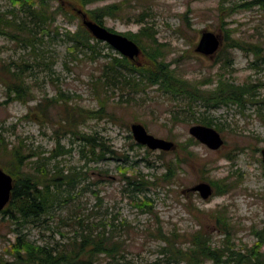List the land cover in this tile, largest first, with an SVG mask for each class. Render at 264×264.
Here are the masks:
<instances>
[{"label": "rangeland", "instance_id": "obj_1", "mask_svg": "<svg viewBox=\"0 0 264 264\" xmlns=\"http://www.w3.org/2000/svg\"><path fill=\"white\" fill-rule=\"evenodd\" d=\"M253 1L98 0L82 6L75 0H50L72 14L71 21L58 16L53 24L34 25L28 5L13 6L9 0H0V10H13L17 23L32 29L37 38L31 41L35 48L31 51L26 34L20 32L16 41L0 36V168L11 170L7 145L24 156V171L35 167L30 165L34 161L49 172H77L72 183L58 181L49 213L23 221L0 212V260L12 261L9 252L16 236L36 245L62 244L78 232L77 222L82 219L91 226L105 223L109 231L114 224L113 236L121 242L115 258L99 255L96 264H184L162 253L164 243L148 235L147 230L158 224L165 232L175 231V243L182 249L200 232L212 247L227 245L242 253L254 248L264 254V165L260 154L264 147V6ZM36 3L38 0H32L33 6ZM105 5L114 7V13L103 17L102 26L123 35L136 34L150 25L160 44L159 60L168 63L188 86L172 95L147 83L138 89L110 84L103 90L107 102L99 113L92 82L109 56L120 54L99 41L101 53L92 58L88 49H73L65 32L82 25L77 10L86 15L85 10ZM202 31H210L220 40L212 55L194 51ZM131 40L140 53L127 60L145 67L151 41L143 35ZM10 61L28 64L22 72L27 94L18 99L6 89L14 78L6 66ZM133 77L138 79L139 74ZM220 81L244 87L238 102L205 100ZM53 98L68 99L76 109L65 114L61 103L49 101ZM39 103L46 106L43 113L36 108ZM83 110L97 113L84 116ZM203 119L222 139L219 148L210 149L189 134L192 125L206 126L200 123ZM132 122L141 123L155 137L172 141L173 148L150 150L137 144L130 133ZM82 134L92 135L113 153L102 156L96 145L92 151L83 147L78 139ZM169 166L174 176L164 181L161 178ZM123 175L155 181L154 186L136 193L138 201L149 199L151 209L142 207L141 201L137 206L138 202L128 198V191L121 190ZM198 183L210 186V196L203 199L189 190Z\"/></svg>", "mask_w": 264, "mask_h": 264}, {"label": "trees", "instance_id": "obj_2", "mask_svg": "<svg viewBox=\"0 0 264 264\" xmlns=\"http://www.w3.org/2000/svg\"><path fill=\"white\" fill-rule=\"evenodd\" d=\"M13 6L19 5L20 7L28 5L27 12L31 16L34 25L40 23L53 24L58 16H64L67 20L71 21L73 15L67 14L60 5H52L50 0H38V3L33 6L32 0H9ZM54 1V0H53ZM82 6L92 4L98 0H75ZM252 3L260 4L264 6V0H254ZM89 19L102 25L104 16H113L114 7L105 5L95 8H91L84 11ZM37 21V23H36ZM111 30V29H109ZM112 31V30H111ZM26 34L25 41L30 42L32 47L31 51H34V45L31 41H35L37 38L34 36L32 29L17 23L15 20L14 11H1L0 10V36L4 35L16 41L18 34ZM65 35L73 41V49H88L91 56L99 55L101 52L97 49L96 41L89 32L79 25L74 32L66 30ZM127 38L135 39L137 35H143L149 41L147 44L146 56L148 58L147 65L135 66L131 65L129 61L123 56L111 55L109 60L103 64L101 73L98 77H95L92 84L94 86L95 93L99 100V113H102L107 98L103 94V90L110 84L121 83L125 87L131 89H138L139 85L147 83L149 85H157L160 90L169 92L172 95L177 93V90L183 86H188L185 80H182L176 76L172 69H169V64L162 60H159L161 55L160 44L157 42L152 27L150 25L143 26L138 33L123 34ZM139 44V43H138ZM108 47V46H107ZM108 56V55H107ZM92 58H94L92 56ZM4 62H2L3 64ZM46 65V63H45ZM10 67L9 73L13 78L11 83H7V90L14 92L15 98H20L27 94V86L24 84L22 72L26 70L28 64L26 62L16 63L10 61L8 65ZM126 72L128 74H126ZM135 73L139 74V78L135 79L133 76ZM121 81V82H119ZM214 91H209V95L205 96V100L210 103H224L238 102L240 100V92L245 91L244 87H238L228 81H220ZM103 94V95H102ZM190 97L194 98L193 95ZM50 102L61 103L64 107V113L67 114L71 109H76V106H70L68 99L53 98ZM42 103H39L36 108L43 113L46 106L42 107ZM209 105V104H208ZM81 111V110H79ZM97 112H90L83 110L84 116H90ZM66 117L63 119L65 121ZM200 122V121H199ZM206 126H210V123L204 121L200 122ZM69 127L76 128L73 122H67ZM71 133L72 131L69 130ZM78 139L82 141V146H89L90 151L96 145L100 149V155H104L107 152L113 153V150L103 142H95V138L92 135L82 134L78 135ZM59 141L57 140V144ZM97 143V144H96ZM5 145V144H4ZM3 145V147H4ZM10 154L11 162L10 169L6 170L12 179V188L10 192V199L6 206L0 211L4 215H8L10 218L20 220H33L40 217L45 213H49L50 208L53 205V201L56 197L55 188L58 181L63 182L66 179V183H72L77 179V172L69 174H62L60 171L49 172L45 170L44 164H38L31 161L30 165H34L38 168V171L33 172L35 167L29 170H22L23 155L17 148L4 147ZM8 149V150H7ZM83 151V148H82ZM34 155V154H30ZM40 167V170H39ZM174 176V170L172 166L166 168V171L162 175L164 181L172 179ZM132 179V180H131ZM159 178H156V180ZM121 190L128 191L127 195L131 201L137 203V206H141L147 209H151L149 199L144 197L138 201L136 193L148 189V186H154L155 181L144 180L142 178H134L126 175L122 176ZM99 200V198H97ZM116 219V218H114ZM78 225L80 228L78 232L75 231V235L68 238L66 242L62 244H48V245H36L34 242H30L22 235H18L14 238L11 244V251L9 255L12 258L11 262L0 260L2 264H96V258L99 255L108 256L110 259L115 258V253L118 252L121 242L114 238L113 229L116 228L112 224V229L105 230V223L100 225L91 226L79 220ZM123 225V224H122ZM100 226V230H94ZM126 226V225H123ZM128 227V226H127ZM115 231V230H114ZM149 236H154L160 239L164 244L161 248L162 253L167 254L174 262L178 260L184 261V264H203L206 260L213 261L215 263L225 264H264V254L254 248H246L245 252L234 251L232 248L225 245L222 249L218 247H212L208 237L200 232H196L192 235L190 240V246L187 249H182L175 243L176 233L165 232L162 226L159 224L155 229L147 230ZM264 232V231H263ZM264 239V238H263ZM227 253V255H224ZM225 259L222 260V257ZM231 262V263H230Z\"/></svg>", "mask_w": 264, "mask_h": 264}, {"label": "water", "instance_id": "obj_3", "mask_svg": "<svg viewBox=\"0 0 264 264\" xmlns=\"http://www.w3.org/2000/svg\"><path fill=\"white\" fill-rule=\"evenodd\" d=\"M76 13L81 18L82 26L96 40L105 42L108 46L116 50L121 56L128 60H133L140 53L138 45L124 35L112 32L104 26L86 18V15L77 10ZM220 45L218 37L210 31H202L199 40L194 48L195 52L204 55H212ZM133 140L150 150L169 151L173 148L172 141L155 137L149 134L145 127L139 122H132L129 125ZM189 134L205 144L210 149H217L222 144L219 134L211 127L204 125H192L188 129ZM261 161L264 165V147L260 150ZM12 179L9 174L0 168V211L6 206L10 199ZM190 191H197L201 198L205 199L211 194L210 186L206 183H198L190 187Z\"/></svg>", "mask_w": 264, "mask_h": 264}]
</instances>
